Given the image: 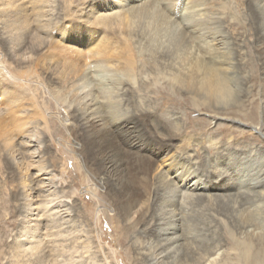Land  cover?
<instances>
[{"label":"bare ground","instance_id":"1","mask_svg":"<svg viewBox=\"0 0 264 264\" xmlns=\"http://www.w3.org/2000/svg\"><path fill=\"white\" fill-rule=\"evenodd\" d=\"M91 1L82 0L80 4L60 8L58 0H0V34L5 35L6 42V52L0 49L2 101L6 98L4 102L11 104L16 113L22 108L19 102L29 95L42 119L41 127L46 130H51L53 118L48 112L53 105L55 112L59 106H73L78 115L75 132L83 135L86 154L94 160L96 184L102 188L112 185L110 195L103 193L112 201L113 208L108 209H116L124 222L122 229L126 225L132 227L139 220L132 211L135 197L148 196L152 186L157 190L160 198L154 211H157L158 230L153 236V250L145 253L144 258L149 264H160L170 258L171 264H264V253H254L249 240L235 232L227 233L230 249L224 256L219 255L213 236L198 241L197 236L192 235L193 223L186 224L188 209L201 199L194 195L206 187L198 167L191 160H181L182 154L161 153L163 149L149 141V123L158 120L154 118L157 110L149 105L145 90L157 84L167 85L174 93L185 92L192 106L208 109L214 118L227 119L222 114L226 115L224 111L228 110L254 121V116L228 109L239 105L240 98L235 69L225 56V41L219 34L217 13L213 9L210 12V4L205 0L194 3L187 0H95L99 2L95 8ZM257 1L258 13L264 18V0ZM62 51L66 54H61ZM14 89L22 91L13 95ZM160 104L164 106L166 101ZM33 113L26 114L20 126L22 123L27 126L28 116ZM56 118L59 120L57 112ZM140 128L148 133L142 136ZM174 128L181 131V126ZM65 130L67 132V127ZM165 137L168 138V133ZM29 142L30 136L22 135L6 143L0 149V164H7L5 156L13 162L15 157L24 156ZM201 143L202 140L197 145ZM72 155L78 160L77 167L85 168L84 173L89 178L83 150L72 151ZM161 157H166L161 164L168 162L159 168L155 163ZM238 167L236 175L223 173L221 177L230 175L229 179L238 180V191L264 186L263 173L259 174L261 168ZM63 173L56 175L42 166L35 170L33 184H25L21 177L18 210L22 216L13 241V253L7 256L9 264H15L18 254H29L46 239L45 234L48 241L64 236L59 229L46 233L39 230L42 216L55 213L64 219L68 215L67 202L61 200L59 190L56 191L58 181L63 183ZM43 175L46 182H40ZM130 175H134V181L129 180ZM44 186L46 189L42 188ZM36 193L40 195L37 197ZM207 195L206 204L212 206L214 199ZM256 213L259 218L261 212L258 211L252 216ZM251 218L240 215L241 228L260 240L262 235L255 230L258 224ZM190 243H195V251L189 247ZM182 247L188 249L191 256L179 257V262H175L176 252Z\"/></svg>","mask_w":264,"mask_h":264},{"label":"rangeland","instance_id":"2","mask_svg":"<svg viewBox=\"0 0 264 264\" xmlns=\"http://www.w3.org/2000/svg\"><path fill=\"white\" fill-rule=\"evenodd\" d=\"M80 1L82 0H58V3L60 8H64L66 5L71 7ZM92 1L94 8L98 6L99 2ZM187 1L195 2V0ZM205 1L210 4V12L213 9L218 15L219 34L225 41L223 46L225 56L233 63L237 76L236 91L240 98L237 103L240 104L228 109H237L239 113L254 116L255 119L247 120L242 115L228 110L224 111L226 115L222 114L228 117L227 119L214 118L210 116L208 109H196L192 106L185 92L174 93L167 85L157 84L148 91L145 90L149 105L157 110L154 118L158 120L149 123L151 127L149 141L160 150L163 149L161 153L167 152L168 156L182 154L184 158L180 156L181 160H191L198 167L197 171L200 172L199 175L206 187L194 195H199L201 199L189 206L186 222V224L193 223L194 230L191 232L192 235L197 236L198 241L213 236L219 255L224 256L230 249V240L228 241L227 237L232 234L231 232H235L241 238L245 237L249 240L254 253L263 254L264 186L238 191V180L229 179V176L236 175L240 168L238 166L241 165L249 170L261 168L259 174L263 173L264 178V145H262L264 142V18L258 13L257 0ZM4 40L5 35L0 34L2 53L6 52ZM61 54L65 55L66 52L62 51ZM20 90L22 91V89H14L12 94L15 95V92ZM2 99L0 95L2 113L0 149L22 135H29L30 142L25 147L24 156L15 157L14 162L5 156L3 159L7 160V164H0V264H9L7 256L13 253V241L21 223L22 215L18 210L21 177L25 179V184L29 182L33 184L35 170L42 166L56 175H60L61 171L64 172L63 183L58 181L56 191L59 190L58 196L67 202L68 215L64 219L55 213L42 216L39 230L46 233L59 229L64 236L57 238L51 236L52 239L48 241L45 234L46 239L40 241L29 254H18L19 258L15 260V264H58V262L61 264H149L144 258L145 253L152 252L153 236L158 230L155 225L157 211H154L160 198L157 196V190L152 186L148 196L135 197L136 204L134 203L132 211L134 215H138L137 225L136 223L132 224V227L126 225L125 229H122L124 222L116 214V209H108V207L113 208L112 201L103 193L108 192L110 195L112 185L102 188L96 184L98 179L94 178L97 177L92 163L94 160L86 154L83 135L75 132L78 115L73 106H59L56 110L58 120L53 105L48 112L51 113L50 118H53L50 124L51 130H46L41 127L42 119L29 95L19 102L22 108L16 113L11 104L4 102L6 98L3 101ZM162 101H166L164 106L160 104ZM129 106L128 110H131ZM30 112H34L35 115L33 113L32 116H28L27 126L24 127L23 123L20 126L21 121ZM60 121L65 123L67 132ZM174 126L178 128L181 126V131L175 130ZM140 132L142 136L145 132L148 133L143 128H140ZM166 133L168 138L165 137ZM201 140L202 143L197 145ZM81 150L84 152L85 165L89 167L86 171L90 175L89 178L84 173L85 168L82 170L77 167L78 160L76 161L72 155V151L79 153ZM0 158L2 159L1 155ZM165 158H159L155 163L156 166L162 167L167 164L168 161L161 164ZM65 165L66 169H64ZM214 170L216 172L212 174ZM223 173L231 174L228 177H221ZM132 176L134 175L127 177L134 181ZM40 178L42 180L40 182H44L46 176ZM112 179L115 183L114 176ZM212 185L214 189L210 188ZM42 188L44 189L45 186ZM36 194L37 197L40 195ZM207 194L214 199L212 206L206 204ZM97 208L100 209L98 213ZM255 210L261 212L259 218L256 217L259 213L252 216ZM240 215L253 217L258 224L255 228L256 234L262 235L260 240L259 237H251V232L241 228L242 223L238 219ZM189 247L194 251L196 249L195 243H190ZM189 256L191 254L188 249L183 250L182 247L176 252L175 262H179V257L185 259ZM171 260V258L166 259L160 264H171Z\"/></svg>","mask_w":264,"mask_h":264}]
</instances>
